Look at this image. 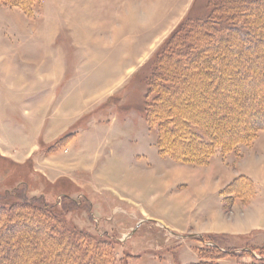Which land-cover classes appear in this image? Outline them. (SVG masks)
Wrapping results in <instances>:
<instances>
[{
  "label": "rangeland",
  "instance_id": "374dc122",
  "mask_svg": "<svg viewBox=\"0 0 264 264\" xmlns=\"http://www.w3.org/2000/svg\"><path fill=\"white\" fill-rule=\"evenodd\" d=\"M30 1L0 0V180L6 186L22 183L31 194L45 190L50 201L65 193L86 200L63 224L98 238L113 237L117 264L122 258L139 264L199 261L205 246L195 232L215 236L225 250L249 245L264 253V181L257 188L243 173L264 170V129L250 144L239 143L234 151L216 152L209 163L193 164L160 151L158 130L144 111L164 81L181 86L183 93L200 87L208 92L198 81V67L199 75L221 73L235 81L238 77L227 71L240 67L239 86L250 81L253 94L242 88L238 95L247 101L250 93L253 105L261 101L264 82L251 81L244 73V66L250 73L264 69V60L256 57L258 48L239 61L227 59L239 55L248 38L237 44L239 31L186 18L237 13L245 16V30L255 27L264 33V0H192V8L180 20L176 16L173 27L158 28L146 23L155 16L164 23L165 13L151 12L143 3L134 11L126 4L122 27L99 23L95 14L93 37L76 26L70 9H59L60 0H45V10L37 6L35 11ZM101 15L106 20L110 16L108 10ZM130 20L136 25H129ZM229 36L236 41L224 49ZM209 53L219 60L198 56ZM171 92L167 94L175 99L171 96L168 102L175 106L181 92ZM210 92V97L216 95ZM187 99L190 107H203V96ZM226 99L219 113L225 103L238 104L232 96ZM250 113L241 115L247 125ZM241 132L239 124L233 133ZM23 210L30 206L17 208L6 222L0 216V238L27 234L23 246L0 245V264H35V258L47 259L55 251L50 264H82L80 254L92 247L67 238L57 241L62 235L58 229L41 216L21 220ZM131 253L137 256L129 257ZM249 257L225 256L222 262L242 264Z\"/></svg>",
  "mask_w": 264,
  "mask_h": 264
},
{
  "label": "trees",
  "instance_id": "16d2710c",
  "mask_svg": "<svg viewBox=\"0 0 264 264\" xmlns=\"http://www.w3.org/2000/svg\"><path fill=\"white\" fill-rule=\"evenodd\" d=\"M247 1L254 2L257 0ZM39 4L40 0L30 1V10L35 11ZM242 14L244 13L242 12ZM227 15L220 12L218 16L215 15L213 18L208 19V17L204 15L190 14L186 20L199 24L208 23L211 24L212 27L226 29V31H239L240 34H242L240 37L241 39L236 41V37H226L222 44L224 49L231 42L236 41L238 44L239 42L242 43L243 39L248 38L249 43H245V41L244 45L242 44L243 48L240 49V54L235 58L231 57L232 54H229V58L227 59L239 61L240 58H244L248 52L254 51L258 48L256 57H261L264 60V33L257 32L255 27L252 29L248 27L245 30L243 27L245 23L242 19L245 16L240 17L237 13L234 14L235 16L230 14L231 17H228ZM253 43L258 47H254ZM231 48L232 46L230 49ZM222 49L223 48H221V51L223 52L224 49ZM198 56H200L199 58H201V60H210L212 62L217 59L219 60V56L217 57L215 53H209L208 56L206 55L207 57H202L201 55ZM250 65L251 64L249 63V66ZM247 67L248 66H244V73L250 76L251 81L257 79L264 82V69L261 68V70L257 68V70L254 69L250 73L249 68ZM200 68L198 67L196 69V74L199 76L198 81L200 84H205V86L208 87L209 91L206 93L209 96L206 95L203 87L197 89V92L193 90L191 92L188 91L183 93V88L181 86H173L171 81H164V83L162 82L163 87L157 86L154 89L156 92L155 99L149 100L144 107L149 125L158 130V145L160 151L182 162H190L193 164L209 163L216 152L220 151L222 154H226L230 151H234L237 149L239 143L250 144L255 140L260 130L264 129V98L260 97L261 101H258L259 103L257 102V104L253 105L250 93H248L249 100L247 101H244V99H247L248 97L238 95L240 91L242 92V88L250 92L252 89L250 88L252 85L250 84V81L244 82V84L242 83V87L240 88L239 82H242L240 81L238 73L240 67H231L228 71L226 70L227 74L235 77L237 76V81L232 77L230 79L228 75L221 76V73L214 76V73L204 71L205 73L199 75L198 72L200 71ZM204 69L205 68H203V70ZM149 78L152 79L153 75H149ZM193 81H196V79ZM224 87L226 88L225 91L220 90L224 89ZM177 88L181 93L177 95L179 96L177 105L173 106L168 102V99L172 98L173 95H168L167 91L169 90L172 91L171 93H174ZM210 90L216 93L214 97H210ZM261 91L264 94V86H262ZM196 96H198V98L203 96L204 103L202 108L197 106L190 107V103L188 102L190 99H187V97L190 98ZM229 96L238 100V104L232 105L231 102L225 103L224 111L219 113V107L221 106L220 103L223 99L227 100L226 98H229ZM173 99L175 98L173 97ZM245 104L246 107L242 108L240 106H244ZM210 108L214 110V113H211L209 116ZM251 108L254 110L253 113H250ZM247 110L251 114L250 118L247 120L250 123L249 125H247L246 122L244 123L243 117L241 116L243 115L242 113ZM239 124L241 125L242 132L235 135L233 131L239 126ZM171 136L174 137L175 141L171 139ZM186 146H197L201 150H199V152L197 150L192 151L191 149H186ZM86 204V200L74 199V197H69L67 193H65L63 198L59 201H50L45 190L31 194L29 189H26L22 183H18L15 186H6L5 183L0 180V216L2 217V223L5 221L6 216L9 219H12L11 216H13L12 214H16L17 208L29 205L30 210L28 212L27 210L26 212L23 210L24 212L21 213V215H24L21 216V220H25L26 217L37 218L41 216L46 223L61 232L62 235L56 237L57 241L64 242L65 238H67L70 242L72 241L73 243H78L80 245L86 244L87 246L92 247V249L89 248L88 251L86 250L80 254V262L82 264H117L116 253L113 246L115 240H112L113 237L111 238V236L105 234L104 237L98 238L86 231L72 230L65 226L66 224H63V220L67 218L69 213L73 216L75 212L80 211V209L84 208V205ZM72 216H70L71 219ZM11 225L14 224L11 223ZM25 233L26 232L17 234L16 239L9 238L6 240L0 238V245L15 246L16 248L18 246H23L24 241L27 238V234ZM196 236L203 241L205 247L202 248L208 250L209 255H207L201 248L202 258L191 264H224L222 260L225 256L234 255L240 258L244 256V254L249 255L250 260H244L242 264H264V253L260 255L257 254L255 248L252 246L246 245L241 248H229L225 250L220 243L214 239L215 236H212L213 238L210 236L206 237L205 234ZM218 249L223 251L224 254H221ZM210 250H213L216 253H213ZM55 253L52 252L47 259L45 257L43 259L37 257L34 259V262L35 264H42L43 261H49L50 264V257ZM136 256L137 255H133L132 253L129 255V257ZM120 264L139 263H131L129 259L122 258Z\"/></svg>",
  "mask_w": 264,
  "mask_h": 264
},
{
  "label": "crops",
  "instance_id": "0c3cea01",
  "mask_svg": "<svg viewBox=\"0 0 264 264\" xmlns=\"http://www.w3.org/2000/svg\"><path fill=\"white\" fill-rule=\"evenodd\" d=\"M142 3L150 5L151 12L158 13L159 11H162L163 14L165 13L167 15L165 17L166 21L164 23H159L160 21L159 19L155 18L156 16L154 18H151V21H149V23H146V26L152 28H158L160 26L173 27L175 25L174 22L176 16L177 19L180 20L183 13L192 8V0H97V2L96 0H60L59 9H70L74 18L73 21L76 22V26L82 29L86 28L88 30L86 32L87 37H93L92 35L94 34V31L91 30V28H94L95 26V14L98 15L99 23L103 22V24L107 23V25L118 23V26L122 27V5H133L132 9L136 11L140 8V5ZM46 4L47 1L41 0V3L38 8L40 10H45ZM104 10L109 11L110 16L108 20H106L105 16L101 15ZM111 14L114 16H111ZM127 23L129 25H136L135 20H130V22L128 21ZM243 173H245L254 180L257 188L258 183L260 181H264V170H257L256 173L250 171L247 173ZM194 234L200 235L202 233L195 232Z\"/></svg>",
  "mask_w": 264,
  "mask_h": 264
}]
</instances>
